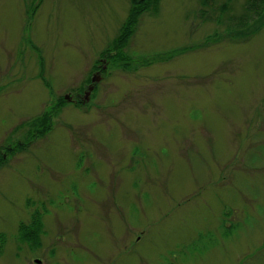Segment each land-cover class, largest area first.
<instances>
[{"label": "rangeland", "instance_id": "rangeland-1", "mask_svg": "<svg viewBox=\"0 0 264 264\" xmlns=\"http://www.w3.org/2000/svg\"><path fill=\"white\" fill-rule=\"evenodd\" d=\"M245 4L160 0L124 62L134 0H0V264H264V25L227 35Z\"/></svg>", "mask_w": 264, "mask_h": 264}, {"label": "trees", "instance_id": "trees-1", "mask_svg": "<svg viewBox=\"0 0 264 264\" xmlns=\"http://www.w3.org/2000/svg\"><path fill=\"white\" fill-rule=\"evenodd\" d=\"M160 0H134V10L131 16V19L125 24L121 35L118 39V44L115 49V53L112 54V50L109 52V58L114 60L118 59L119 61H128L131 60L130 57L126 56V54L121 49V46L129 40L132 33L134 32L136 22L138 20V16L146 9L148 6L153 5V10L156 11L159 7ZM246 13L241 14L240 16H233L230 19H234L233 22L235 27L229 28L228 36L235 37H243L249 36L250 32L260 29L264 25V0H246V4L244 5ZM228 9V7L226 8ZM256 23V28H251V23ZM245 26V27H244ZM252 29V30H251ZM216 38L219 35L215 36ZM140 60H144L145 57L139 58ZM60 100H63L62 98ZM63 102V101H60ZM49 116L44 115L41 116L34 121L31 122V134L34 137L37 133L43 132V127H47V123L49 121ZM19 145V144H18ZM22 148V146H19ZM21 233L23 234V239L25 237H31L29 240L37 242L40 237V232L42 230V221L39 218V214H35L32 217V221L29 224H22ZM25 233V235H24Z\"/></svg>", "mask_w": 264, "mask_h": 264}, {"label": "water", "instance_id": "water-1", "mask_svg": "<svg viewBox=\"0 0 264 264\" xmlns=\"http://www.w3.org/2000/svg\"><path fill=\"white\" fill-rule=\"evenodd\" d=\"M97 78L98 77L96 75L92 78L93 83L97 80ZM92 88H93V86L90 87V89H92Z\"/></svg>", "mask_w": 264, "mask_h": 264}]
</instances>
